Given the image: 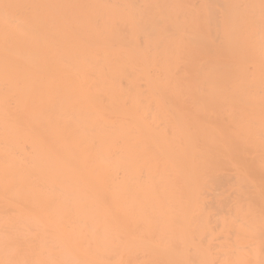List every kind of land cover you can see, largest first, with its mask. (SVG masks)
Segmentation results:
<instances>
[{"label": "bare ground", "instance_id": "bare-ground-1", "mask_svg": "<svg viewBox=\"0 0 264 264\" xmlns=\"http://www.w3.org/2000/svg\"><path fill=\"white\" fill-rule=\"evenodd\" d=\"M0 264H264V0H0Z\"/></svg>", "mask_w": 264, "mask_h": 264}]
</instances>
